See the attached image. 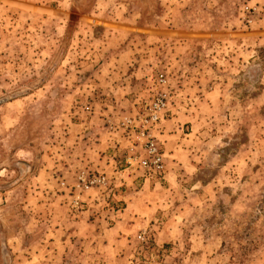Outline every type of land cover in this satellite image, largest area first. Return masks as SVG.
Masks as SVG:
<instances>
[{
	"label": "rangeland",
	"instance_id": "obj_1",
	"mask_svg": "<svg viewBox=\"0 0 264 264\" xmlns=\"http://www.w3.org/2000/svg\"><path fill=\"white\" fill-rule=\"evenodd\" d=\"M245 7L255 9L245 14L250 23ZM158 74L173 93L166 120L177 107L199 109L205 94L191 89L200 79V89L227 88L212 114L202 110L196 176L165 193L157 182L166 163L163 175L149 177L157 184L150 195L130 199H150L149 219L130 221L137 232L118 246L122 255L101 250L106 261L264 264V102L255 101L264 90V0H0V100L29 90L0 105V264L102 262L72 236L70 221L89 200L109 209L128 189L134 194L140 178L130 177L147 179L127 168L129 141L115 126L144 108ZM108 143L121 151L117 169H128L118 182L100 168L99 147ZM82 171L107 185L82 194L75 210L71 187Z\"/></svg>",
	"mask_w": 264,
	"mask_h": 264
},
{
	"label": "crops",
	"instance_id": "obj_2",
	"mask_svg": "<svg viewBox=\"0 0 264 264\" xmlns=\"http://www.w3.org/2000/svg\"><path fill=\"white\" fill-rule=\"evenodd\" d=\"M203 80L204 79H200V83L198 85L194 84V87L191 89L192 92L198 90L204 92L205 94V99L202 103H200L199 109L198 107L194 110H191L192 108H190V111H186L185 114L183 113V106H180L181 108L177 107V111L176 108L173 109L171 117L168 120H166L167 117L164 118L158 126L157 137L162 145V151L165 157L166 174L163 178L164 182H157V184L159 185V190H163L164 193L170 192L172 190L170 184H173L175 182L180 184L184 182L183 179H185L187 176H196V174L200 170L201 157L200 155L197 156V154L199 152V146L201 144L200 139L204 134L203 126L205 120L201 113L202 110H208L212 114V112L216 110V106L218 105L216 102L218 100L217 96L221 97L225 93V89L227 88V85H225L226 87H224L223 85H221L222 83L218 84L217 82H210L207 85L209 90H204V88L200 89ZM186 90L188 91L189 89ZM263 93L264 90H262L259 96L256 98V103L259 104V102H264ZM128 105L133 109L132 101H129ZM170 111L171 108H169L168 112ZM188 125H190L191 127L188 128ZM198 126H200L199 129L197 128ZM205 130L208 131L207 127H205ZM109 145L110 147H107L106 144L104 145V147H99V150L104 154V156H102L101 158L102 161L99 164H102L100 167L101 169H104L106 172L110 171V173L114 175L116 181L118 182V178H122L128 169H117V164H120L117 157H121L120 155H117V153H120L121 151L120 149H118L117 153H112L109 150L113 147V145L112 143ZM128 145L129 142L126 144V146ZM131 178H133L132 180L134 181H136L137 178H140V180L134 183V186L137 185L136 190H134V194H130V189H128L127 194L124 197H120V199H116V203L112 202L113 204L109 209L103 202L98 204L93 203L90 205L91 200H89L88 209L85 212H82L75 217L72 215V221L70 222L76 230L73 232L72 236L76 237L78 241H81L80 246H85V250L88 251V254L97 253L98 256L104 257L100 264H115V261H106V257L105 255H103L104 253L101 252V250H105V247H109L114 256L122 255H119L118 253L120 251V248L118 246L124 244V240L128 239L127 235L132 232V229H136L137 232V229L139 228V226H131V229L129 230L127 226H130V221L136 220L135 222H137V220L139 221L142 218L149 219V216H147L145 212H152L150 211L152 207L150 206L152 205L150 203V199L148 201H133L130 199L131 196L135 194L141 195L142 199H145L149 194L148 192L147 195L145 194L147 189H149L150 187H154L157 184L150 182L151 179L149 178H144L142 173H139L135 177H130V179ZM209 183L210 182L202 186L204 192H207L209 190L211 185V183ZM131 184L132 181L129 183V185H123V183H120L119 186L122 185L126 187L130 186ZM171 194L172 192L170 193V195ZM99 207L101 208V211L103 210L105 212L99 213ZM130 209L134 210L133 214H137L136 217H134V215L129 216V214L132 213V210ZM70 236L71 235H69V238ZM167 238V235H163L162 242L166 243L167 241L165 239ZM95 241H98V243L93 244V242ZM159 241L160 240H157V237L154 235L153 242L158 245ZM73 246H75V243H72L71 248H73ZM99 246H102V248ZM65 250L66 247H64V251ZM70 250L71 249H69V252ZM79 252H81V249L78 247V253Z\"/></svg>",
	"mask_w": 264,
	"mask_h": 264
},
{
	"label": "built area",
	"instance_id": "obj_3",
	"mask_svg": "<svg viewBox=\"0 0 264 264\" xmlns=\"http://www.w3.org/2000/svg\"><path fill=\"white\" fill-rule=\"evenodd\" d=\"M244 20L250 23L246 15L255 12L253 7H245ZM148 103L143 109L133 115L122 117L117 125V129L127 137V156L124 158L127 168L136 167L145 173L147 178L153 175H163L165 171V157L161 149V143L157 137V129L168 112L173 99V93L168 89L167 76L158 74L155 77L154 89ZM107 180L104 175H89L82 171L77 174L75 183L72 185L73 193L71 205L75 210H79L84 200L82 194L96 187H105ZM62 188L65 185L61 184ZM145 232L142 231L137 239L144 241Z\"/></svg>",
	"mask_w": 264,
	"mask_h": 264
},
{
	"label": "water",
	"instance_id": "obj_4",
	"mask_svg": "<svg viewBox=\"0 0 264 264\" xmlns=\"http://www.w3.org/2000/svg\"><path fill=\"white\" fill-rule=\"evenodd\" d=\"M77 1H79V0H77ZM70 33H71V26L69 27V29H68V31H67V35H66V38H65V44L68 42V39H69ZM64 49H65L64 47L61 48L60 53H59V55L57 56V58L55 59V61H54L53 65H52V67L49 69V71H48V73L45 75V77H44L43 79L40 80V82L38 83V86L41 85L42 83H44V82L46 81V79L48 78V76H49L50 74H52V72L55 70L56 66L58 65V63H59V61H60V59H61V57L63 56ZM28 91H29V90L24 91V92H21V93H18V94H15V95H13V96H11V97L4 98V99L0 100V105L3 104V103H6V102H8V101H10L11 99H15V98H17V97H20V96L24 95L25 93H27Z\"/></svg>",
	"mask_w": 264,
	"mask_h": 264
},
{
	"label": "trees",
	"instance_id": "obj_5",
	"mask_svg": "<svg viewBox=\"0 0 264 264\" xmlns=\"http://www.w3.org/2000/svg\"><path fill=\"white\" fill-rule=\"evenodd\" d=\"M243 145V144H242Z\"/></svg>",
	"mask_w": 264,
	"mask_h": 264
}]
</instances>
